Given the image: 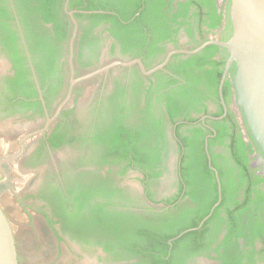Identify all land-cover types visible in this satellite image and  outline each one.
<instances>
[{"label": "flooded vegetation", "instance_id": "obj_1", "mask_svg": "<svg viewBox=\"0 0 264 264\" xmlns=\"http://www.w3.org/2000/svg\"><path fill=\"white\" fill-rule=\"evenodd\" d=\"M108 1L132 13L130 20L143 12L139 27L123 35L111 19L87 16L115 12L63 0L68 26L60 38L63 32L31 12V3L0 0V140L11 148L0 159L17 156L2 163L6 179L0 185L23 215L20 236L11 225L20 264V249L39 264H264L259 238L252 245L237 238L240 252L218 248L227 234L225 220L211 223L199 243L187 239L173 248L172 241L199 230L209 212L197 226L168 238L165 255L158 257L160 244L147 237L169 231L182 208L183 217L197 213L188 192L198 181L193 174L182 177L181 162L191 173L198 170L200 140L206 167L218 175L212 152L231 188L239 183V169L228 144L241 138L248 172L236 198L248 190L258 204L249 207L262 215L264 155L249 136L233 86L224 94L222 86V104L219 81L215 93L205 72L227 52L204 51L214 45L208 44L187 53L228 39L229 0H213L222 15L214 26L209 6L179 5L187 0ZM136 60L145 72L156 69L144 73ZM233 72L232 65L230 82ZM219 215L225 216L224 208Z\"/></svg>", "mask_w": 264, "mask_h": 264}, {"label": "trees", "instance_id": "obj_2", "mask_svg": "<svg viewBox=\"0 0 264 264\" xmlns=\"http://www.w3.org/2000/svg\"><path fill=\"white\" fill-rule=\"evenodd\" d=\"M31 5L28 6L31 12L36 13L41 20L45 22H52L55 26V30H61L63 33L58 36L60 38L64 37L66 29L65 27L68 26V22L66 19L67 16H65L64 13H62V2L63 0H26ZM98 2L87 0V1H74L69 0V6L74 7L76 4L83 5L82 9L87 10H106V11H113L116 14H110V13H92L88 14L87 16L91 17L92 19L96 18H102V19H111L114 21L118 28L122 29V34H130L132 31L136 30L139 27V21H142L143 18L141 17L143 12L137 17H134L132 20L131 14H125L123 11L120 12L117 8L112 6V4L108 0H96ZM200 2L196 0H187L185 3H179V5L183 6H189V5H207L209 6V15L213 17V20L210 23V26L214 25H221L222 23V15L220 13H217L214 1L213 0H199ZM25 0H17V3L19 6L23 5ZM57 4L56 8L55 5ZM24 6V5H23ZM22 6V7H23ZM22 7H20V10L18 11L20 14H22ZM81 14H75L76 18H79ZM171 19V18H170ZM57 20H60L61 23L57 25ZM173 20V19H172ZM62 21L64 22V27H61ZM124 21V22H123ZM30 49V47H29ZM32 49H30L31 51ZM220 50H224V48H221L219 46L210 45L205 47L204 51H213V52H219ZM224 59L221 57L218 60L210 61L209 65L212 67L210 70H205V72L210 75V85L213 87L214 92H217V84L222 72ZM231 82L228 78H226L224 85H223V94L229 89L231 86ZM173 115V114H172ZM195 131H200L199 129H195ZM250 136V135H249ZM251 137V136H250ZM220 142L222 141V137L219 138ZM196 144V149H198V152L194 156V162L198 165L197 171H191L185 170L183 168V162L184 159H182L181 162V174L184 179L188 178V174L191 175L193 179H196L195 181H198L196 187L194 189H191V191L188 192L190 197L192 198L193 202L199 205L197 213L193 214L192 216H185L183 217V208L182 213L172 224L168 225L170 226L169 231H165L162 233H148V238H152L156 240L160 245V247L155 248L156 252H159L157 254L158 257L161 256V253L163 255L166 254L168 244L166 243L167 239L173 236H176L183 230L195 227L198 225L199 221L209 212V209L213 205L214 202L217 200V190H216V181L214 179L213 173L208 170L206 167V157L203 152V141L200 140ZM211 145L212 140H209V149L211 152ZM230 146L232 151H235V154L232 155L233 163L237 166L239 169V172L237 174V178H239V183L237 186L228 187L225 179V172L221 169L220 165L214 160V155L211 152V158H212V164L216 167L218 170L219 180H220V189H221V200L219 204L214 208L212 214L210 217L203 223L201 228L199 230H192L188 231L184 234H182L179 238H176L172 241L173 248L180 244L181 242L189 239L193 240V242L199 243V237L202 236L203 233H206L208 230V226L211 223H215L217 219L220 221H223V223L226 221L227 224V234L222 240L221 244L218 245V248L220 247H226L230 246L232 250H238V242L237 238H243L246 244H253V240L255 238H259L262 240V243L264 245V209L262 212V215L259 216L257 211L251 210L249 205L251 203L255 204V208H257L258 204L255 202V200L252 201V198L250 196L249 191L244 193V196L241 201H238L237 196V190L240 187V184L244 177H246L248 169L246 165V152H245V144L241 140L239 136H236L235 138H232L231 143L228 144ZM185 157V156H183ZM187 173V176L185 175ZM231 179V178H229ZM258 179L261 180V178L258 177ZM189 180V179H187ZM191 184V183H190ZM196 184V183H195ZM263 201H264V194ZM224 208L225 216L221 217L219 215L220 209ZM247 211L246 219L244 221L245 224H243V216L242 213ZM240 213V214H238ZM178 219V220H177ZM225 220V221H224ZM215 225V224H214ZM247 231H250V235L247 234ZM249 236V237H248ZM240 252V251H239ZM156 258L159 260V258ZM220 258L223 260V258L220 256ZM228 264H231L228 262V260H224Z\"/></svg>", "mask_w": 264, "mask_h": 264}, {"label": "water", "instance_id": "obj_3", "mask_svg": "<svg viewBox=\"0 0 264 264\" xmlns=\"http://www.w3.org/2000/svg\"><path fill=\"white\" fill-rule=\"evenodd\" d=\"M68 14L76 27L72 14ZM227 14L231 25V34L227 40H209L196 50L188 51L187 53L198 51L208 44H214L225 49L227 58L218 84L221 102L223 104L221 95L222 86L230 67L233 65L234 72L231 82L236 97V104L242 112L249 135L264 155V0H229ZM75 31L74 28L70 38V47L75 36ZM135 62L143 70L140 61L136 60ZM143 72L150 73L144 70ZM88 76L86 75L82 78ZM71 82L73 83V81ZM20 148L22 149V142H20ZM16 157L12 156L0 159V173L2 175L0 183L6 179V172L2 167V163L11 161ZM207 159L209 163L210 159L208 156ZM210 168L213 170L215 176L217 200L198 227L211 215L213 209L219 204L221 199L220 181L217 171L212 166ZM0 264H20L11 224L1 205Z\"/></svg>", "mask_w": 264, "mask_h": 264}, {"label": "rangeland", "instance_id": "obj_4", "mask_svg": "<svg viewBox=\"0 0 264 264\" xmlns=\"http://www.w3.org/2000/svg\"><path fill=\"white\" fill-rule=\"evenodd\" d=\"M4 145L5 143L0 140V157L6 155L8 151L11 150L10 147L6 148ZM12 180L15 181L16 178L13 177ZM0 205L1 207H3L5 212L8 214L13 230L17 232V236H20V232H21L20 224L24 222L23 215L20 213V211H18L17 208L14 207L9 191L7 187L3 184L0 185ZM19 252L22 257L23 264H39L38 258L33 256L34 257L33 259H29L27 261L25 257V253L22 251V249H20Z\"/></svg>", "mask_w": 264, "mask_h": 264}]
</instances>
